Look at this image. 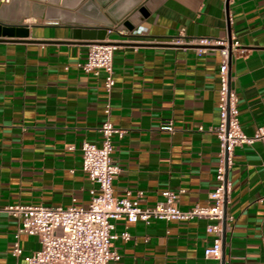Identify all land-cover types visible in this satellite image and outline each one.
<instances>
[{
  "label": "crops",
  "instance_id": "0c3cea01",
  "mask_svg": "<svg viewBox=\"0 0 264 264\" xmlns=\"http://www.w3.org/2000/svg\"><path fill=\"white\" fill-rule=\"evenodd\" d=\"M146 0H0V20L26 23L27 36L0 35V264H12L18 218L12 203L86 205L93 181L81 167V141L101 142L105 118L125 129L114 135L120 171L115 195L141 190L142 205L165 188L187 208L217 184L219 122L217 49L197 53L171 39L186 36L237 38L230 70L238 94V118L252 134L264 125V0H158L132 29H117ZM81 25L111 27L115 83L104 71L86 72L88 41ZM173 121V130L161 127ZM202 126V129L200 128ZM264 137L234 148L227 169L230 189L222 236L224 264H264ZM130 238L114 239L120 253L109 264H221L206 258L213 233L205 218L114 220ZM23 253L40 246L21 233ZM64 264V263H60Z\"/></svg>",
  "mask_w": 264,
  "mask_h": 264
},
{
  "label": "built area",
  "instance_id": "2783aa9c",
  "mask_svg": "<svg viewBox=\"0 0 264 264\" xmlns=\"http://www.w3.org/2000/svg\"><path fill=\"white\" fill-rule=\"evenodd\" d=\"M137 31V28L131 30ZM171 42L182 47L191 46L199 54L211 49L219 52V122L215 127L218 138L215 173L217 184L202 202H195L187 208L178 206L177 193L171 188L163 189L162 198L149 205L141 204V190L133 195L130 189H125L123 195H115L113 179L120 171V165L112 156L113 137H122L125 129L115 125L110 119L111 105L106 102V115L99 127L100 144L83 139L80 145L81 167L94 183L89 188L88 203L51 205L17 202L5 206L6 210L18 218L12 240V264H109L111 259L120 257L114 246V239L121 237L126 240L131 235L127 225L120 232L114 230V220L120 217L128 222L139 219L148 221L151 218L208 219L206 230L212 232L213 237L211 243L204 247V256L221 261L223 222L225 220L226 224V221L233 219V215L225 210L230 189L227 169L233 162L235 146L263 138L264 125L258 126L252 134H247L239 122L238 94L233 86L234 75L230 70L232 51L240 45L237 38L204 35L192 37L179 33ZM118 46L117 40L107 37L88 43L84 60L77 62L86 72L104 71V87L107 91L115 83L113 54ZM161 127L173 130V121L165 120ZM258 199L264 202V193ZM21 233L36 235L40 246L23 253Z\"/></svg>",
  "mask_w": 264,
  "mask_h": 264
},
{
  "label": "water",
  "instance_id": "95a60500",
  "mask_svg": "<svg viewBox=\"0 0 264 264\" xmlns=\"http://www.w3.org/2000/svg\"><path fill=\"white\" fill-rule=\"evenodd\" d=\"M158 2V0H146L142 5H140L134 12H132L128 17H126L119 25L117 29H132L136 24H138L144 17H146L153 6ZM112 30L111 27L106 26H91V25H81L80 27H74L73 33L75 36L82 35L84 38H91L88 43L104 40L106 38L108 31ZM29 32L28 25L26 23H9L0 20V35H18L27 36ZM226 210V209H225ZM225 226V220L223 222ZM221 264H224V257L222 255Z\"/></svg>",
  "mask_w": 264,
  "mask_h": 264
}]
</instances>
